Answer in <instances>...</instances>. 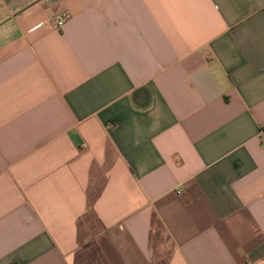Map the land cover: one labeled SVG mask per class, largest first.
<instances>
[{
    "label": "crops",
    "instance_id": "crops-1",
    "mask_svg": "<svg viewBox=\"0 0 264 264\" xmlns=\"http://www.w3.org/2000/svg\"><path fill=\"white\" fill-rule=\"evenodd\" d=\"M263 130L264 0H0V264H264Z\"/></svg>",
    "mask_w": 264,
    "mask_h": 264
},
{
    "label": "built area",
    "instance_id": "built-area-1",
    "mask_svg": "<svg viewBox=\"0 0 264 264\" xmlns=\"http://www.w3.org/2000/svg\"><path fill=\"white\" fill-rule=\"evenodd\" d=\"M70 16L71 15L68 11H65V12H62L60 14L55 15L53 17L54 25L57 28H61L66 23V21L70 18ZM262 135L264 138V130L262 131Z\"/></svg>",
    "mask_w": 264,
    "mask_h": 264
}]
</instances>
